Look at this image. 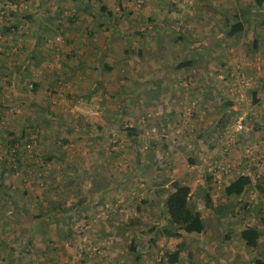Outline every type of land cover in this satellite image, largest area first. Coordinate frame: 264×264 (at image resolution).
I'll list each match as a JSON object with an SVG mask.
<instances>
[{
    "label": "rangeland",
    "instance_id": "rangeland-1",
    "mask_svg": "<svg viewBox=\"0 0 264 264\" xmlns=\"http://www.w3.org/2000/svg\"><path fill=\"white\" fill-rule=\"evenodd\" d=\"M117 2L0 0V264H167L174 240L147 241L166 217L154 191L173 180L193 190L206 175L226 213L215 217L191 192L204 231L184 236L175 264H264V1L125 0L124 18ZM240 9L247 22L226 36ZM125 24L133 32L110 28ZM187 58L198 65L178 68ZM39 118L44 128L33 126ZM237 144L250 183L226 198L236 170L224 161ZM53 199L72 210L56 215ZM246 227L258 231L254 247L239 236Z\"/></svg>",
    "mask_w": 264,
    "mask_h": 264
},
{
    "label": "trees",
    "instance_id": "trees-1",
    "mask_svg": "<svg viewBox=\"0 0 264 264\" xmlns=\"http://www.w3.org/2000/svg\"><path fill=\"white\" fill-rule=\"evenodd\" d=\"M262 1L264 0H255V5L261 6ZM83 6H84L83 11H86L88 9V5L84 2ZM167 11L176 12L174 8L173 10L170 9ZM99 12L101 14L102 12H104L102 15H105V16H108L111 14L110 9L105 10L103 6H98L96 8L95 14ZM95 14L93 13L91 15L94 16ZM239 14L241 15V18L237 19V21H233V22L231 21L228 22L229 20L225 21L224 27L226 26V29H227L225 30L226 36H232V35L238 34L242 30L243 23L247 22V18L245 17V11L240 9ZM138 35H141V32L138 33ZM207 48H208V45H207ZM137 52L139 53L140 50L137 49ZM205 60H208V59L205 58ZM198 63L199 62L195 61L194 59H185L183 61L178 62L176 65L178 68H184V67L187 68V67H194L198 65ZM34 65H39V59L35 61ZM103 68L104 70L107 71L109 66H107V64H104ZM31 90H34V88L32 87ZM43 119L44 118L36 119L34 121L33 126L34 125L36 127L39 126V129L44 128L45 124L40 126V124L38 123L39 121L42 122ZM126 131H127V135L134 134L133 133L134 128L132 127L126 128ZM10 143H12V141H10ZM188 161L191 162L192 160L189 158ZM165 180L166 178L162 180V182H164ZM210 180H212V176L206 175L205 182L208 183ZM249 183H250V179L248 176L238 175L232 180H230L222 188V193L226 198L240 197L243 194L245 188L249 185ZM169 188H170V191L164 188H160V190L154 191L155 192L153 195L154 197L158 196L160 192L164 195L162 203H163V208H164L166 217H165V221L163 224L158 225L157 227H154L153 239L147 240V241L149 244H152L159 238L173 239L174 240L173 250L164 251L161 259L164 260L167 264H175L178 261L181 251H183L186 247L184 236L185 235H199L200 233L204 231V223H203L199 209L189 201V197H190L189 187L187 185L181 184L180 182L176 180H173L169 183ZM66 189L62 191L64 198L71 196L69 193V190L68 189L66 190ZM89 192L91 193L92 189L89 190ZM199 194L203 196L204 207L207 210H210V212L215 217H219V216L221 217L224 213H226L227 205L222 203V204L214 206L210 198L208 197L207 192L201 191L200 193H198V195ZM59 199L46 200V205H47L46 208L56 209V213H57L56 215H63L69 210H72L70 207L63 206L62 203L59 201ZM152 200L154 201L153 197H152ZM84 202H85L84 197H79L78 200L75 202V205H80ZM242 209L246 211L245 204H243ZM53 217L55 216L53 215ZM136 221H137L136 219L134 221L131 220V224L135 225L137 223ZM228 236L229 234H224L225 238H227ZM239 236L241 240L243 241V244L245 245V247H254L257 245L258 231L256 228L246 227L239 231ZM29 242H30L29 240L26 241V245ZM127 249L129 250L130 254H136V257H137V253L134 251L135 246L131 242L128 245ZM190 255H191V252H187L186 257L189 258ZM254 264H261V261L255 260Z\"/></svg>",
    "mask_w": 264,
    "mask_h": 264
},
{
    "label": "crops",
    "instance_id": "crops-1",
    "mask_svg": "<svg viewBox=\"0 0 264 264\" xmlns=\"http://www.w3.org/2000/svg\"><path fill=\"white\" fill-rule=\"evenodd\" d=\"M118 2H117V4L113 7V12L115 13V16H117V17H119V18H124L125 16H124V14H126V12H123L124 10L122 9L123 7H125V5H126V2H125V0H117ZM185 1V0H184ZM123 2H124V4H123ZM120 3V4H119ZM183 7V6H182ZM122 11H121V10ZM178 11H179V13L178 14H180L182 11H186V10H179L178 9ZM191 13H194V12H191ZM97 15H99V16H102V14L99 12V13H97ZM124 16V17H123ZM81 18L82 17H87L86 15H84L83 14V12H82V16H80ZM185 19V18H184ZM199 19V18H198ZM118 27H110L113 31L112 32H114V34L116 35L117 33L118 34H120V36H121V34L123 33V32H128V31H132L133 32V30H132V28L131 27H127L126 26V24L125 25H117ZM201 29H202V32H203V36H204V38H202V39H205L206 41H210L209 40V32H210V34H211V30L209 31L208 30V28H204L203 26L202 27H200ZM98 29H100V27H95V28H93L92 30H98ZM144 29H146V27H144ZM160 32L162 31L161 29H159V28H157ZM179 29V28H178ZM85 32H87V31H89V28L87 27L86 28V30H84ZM105 31V30H104ZM181 32H185V30L182 28V31ZM221 32V31H220ZM104 33H106V32H104ZM107 35V34H106ZM201 35V36H202ZM232 36H234V35H232ZM107 37H109V36H106V38ZM117 37V36H116ZM106 38H104V40H106ZM235 38V37H234ZM234 38L232 39L233 41H234ZM183 39V38H182ZM208 39V40H207ZM214 40H215V38H214ZM176 42H178V41H176ZM174 43V42H173ZM177 43H175V44H173V46H175ZM231 44H232V42H231ZM203 45V44H202ZM206 48H207V45H206ZM188 59V58H187ZM16 70H19V68H17ZM17 76H20V74H19V72L14 76V77H17ZM244 142H246V141H244ZM250 142V140H247V142L246 143H249ZM245 143V145H248V144H246ZM254 144V143H253ZM225 145V144H224ZM239 145L240 144H237L236 146L235 145H232V147H230L229 148V155L230 156H232L233 157V162H231L230 161V163H228L229 161L227 160V158H226V160L224 161V165H226V166H228V167H234L235 168V170H236V175L235 174H232V175H235L234 176V178L236 177V176H238V175H246V176H248L249 177V175H248V173H246V174H243V172L242 171H239V168H240V164L238 163V161H240V160H238L239 159V156L237 155V153H238V151H237V148L239 147ZM228 146V145H227ZM258 146L261 148L262 146H260V144H258ZM255 147V145H251L248 149H250V148H254ZM254 148V149H257L258 151H261L260 150V148ZM225 148H227L226 147V145H225V147H224V149ZM240 148V147H239ZM248 149H245L246 150V152H249L250 153V151H248ZM174 150V148H172V151ZM227 155V152H225L224 153V155ZM255 154V153H254ZM248 155V154H247ZM247 155H245L244 157H247ZM189 157H190V159H193V154H191V152H190V154H189ZM257 157H261V158H264V156L260 153V154H258V156ZM252 159V157H250V160ZM259 159V158H258ZM258 161H261V162H264V159H259ZM260 166V171H262V172H264V165H259ZM194 167V164L193 163H190V165H189V168H193ZM241 170V169H240ZM192 172V173H191ZM190 172V174L188 175L190 178L191 177H193V175H194V172H193V170ZM228 176H230V180H232L233 178H232V176H231V174L230 175H228ZM230 180H228V181H226L225 183H224V185L222 186V188L230 181ZM181 184H184V185H187L188 187H189V189H190V182L188 183V182H184V181H181L180 182ZM205 185V186H204ZM209 185L211 186V185H213V184H211V182L209 181L207 184H201L200 186H198V188H195L194 186H192L193 188V190H191L190 189V194H191V192H193L194 190L196 191V192H198V191H205V192H208V187H209ZM218 186H219V184H218ZM200 189V190H199ZM211 190H213V189H211ZM208 197H209V195H208ZM210 198V200H211V196L209 197ZM198 199H200V197H198ZM212 201V200H211Z\"/></svg>",
    "mask_w": 264,
    "mask_h": 264
},
{
    "label": "built area",
    "instance_id": "built-area-1",
    "mask_svg": "<svg viewBox=\"0 0 264 264\" xmlns=\"http://www.w3.org/2000/svg\"><path fill=\"white\" fill-rule=\"evenodd\" d=\"M137 3H141V0H135ZM242 128V126H241V124L238 122L237 123V125H236V129L237 130H239V129H241Z\"/></svg>",
    "mask_w": 264,
    "mask_h": 264
}]
</instances>
